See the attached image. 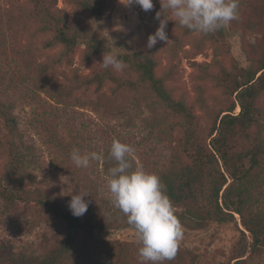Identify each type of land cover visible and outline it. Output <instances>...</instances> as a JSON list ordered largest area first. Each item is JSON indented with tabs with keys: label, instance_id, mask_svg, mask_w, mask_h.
<instances>
[{
	"label": "rangeland",
	"instance_id": "1",
	"mask_svg": "<svg viewBox=\"0 0 264 264\" xmlns=\"http://www.w3.org/2000/svg\"><path fill=\"white\" fill-rule=\"evenodd\" d=\"M81 1L55 0L65 27L79 38L65 55L54 33L43 29L32 0H0V264H36L62 245L66 223L38 199L54 198L70 212L73 185V191L88 195L97 228L90 237L79 231L61 264H141L135 229L114 207L106 184L107 171L116 163L109 156L112 140L132 146L133 166L159 177H174L193 164L186 120L162 104L126 64L122 71L105 69L99 63L103 54L151 53L155 75L190 109L191 128L204 143L220 113L233 104L236 83L264 64V0H239L238 18L209 34L179 25L170 10L161 8L164 0H152L148 12L125 0H105L100 16L83 10ZM159 12L169 19V40L149 49L147 37L159 26ZM90 43L108 51L92 53ZM95 73L103 80L99 88L91 82ZM109 74L116 79H108ZM254 106V121L236 130L238 153L264 147V91ZM238 111L236 106L233 112ZM5 113L15 119L14 134ZM74 149L104 158L77 167L70 159ZM12 152L25 158L24 166L10 165ZM259 158L255 202L240 208L247 223L259 215L264 225V153ZM244 162L248 165V159ZM208 186L203 179L195 200L172 201L184 237L175 258L163 264H264V232L261 245L253 248L239 213L232 212L234 220L224 223L212 218L204 199ZM242 250L245 255L237 257Z\"/></svg>",
	"mask_w": 264,
	"mask_h": 264
},
{
	"label": "trees",
	"instance_id": "2",
	"mask_svg": "<svg viewBox=\"0 0 264 264\" xmlns=\"http://www.w3.org/2000/svg\"><path fill=\"white\" fill-rule=\"evenodd\" d=\"M32 1L38 8L43 29L54 33V40L62 45L63 53L67 55L77 46L78 34L70 33L65 27L64 18L60 9L56 7L55 0ZM104 3L105 0H82L80 6L89 14L100 16ZM88 49L92 53L108 51L96 43L88 44ZM118 57L138 74L139 80L149 86L162 104L186 120L185 141L188 149L192 151L193 164L185 166L179 174H174V177L169 173L160 176L161 181L166 185L167 195L171 201L181 203L195 200L197 198L196 186L203 179H207L209 186L204 199L208 205V214L222 223L234 220L232 212H237L242 217L240 208L242 204L247 201L255 202L252 200V191L260 165L259 155L264 153V147L257 146L255 149L238 153L233 148L234 139L237 129L250 126L255 119L254 101L264 91V64L256 70L247 71L242 80L236 83L232 90L233 104L229 109L220 113L204 143L191 128L194 116L190 109L183 102L174 99L164 87L161 79L155 75L156 61L153 55L148 52L135 51L118 54ZM107 78L116 79L111 74ZM91 82L96 83L97 88L101 87L103 83L101 74L95 73ZM236 106H239L237 113L233 112ZM3 116L8 131L14 134L15 119L8 113ZM14 154H12L10 165L12 167L19 166V164L24 166L25 158ZM247 159L248 165L244 162ZM234 191L235 196H232ZM199 192L203 193L201 190ZM8 193L13 194L12 191ZM6 197L11 199L13 196ZM38 202L66 223L68 233L57 250L50 252L36 264H61L65 254L74 245L79 231L88 237L93 235L97 228L93 210L89 208L82 217H74L54 198L41 196ZM242 224L252 235V247L261 245L264 225L260 216L255 215L249 223L242 217ZM245 253L246 250H242L237 257H243Z\"/></svg>",
	"mask_w": 264,
	"mask_h": 264
},
{
	"label": "clouds",
	"instance_id": "3",
	"mask_svg": "<svg viewBox=\"0 0 264 264\" xmlns=\"http://www.w3.org/2000/svg\"><path fill=\"white\" fill-rule=\"evenodd\" d=\"M127 5H139L148 12L152 10V0H125ZM239 0H164L161 8L171 11L172 16L182 27L193 32L209 34L219 31L238 18ZM156 14L159 26L147 37V48L158 42L169 40L165 31L169 19ZM105 69L109 67L122 71L125 63L118 54H103L99 62ZM134 148L118 139H113L109 156L116 162L106 174L107 188L114 207L126 217L127 223L135 229L141 264H163L175 258L180 242L184 237L183 226L175 215V206L167 195L166 185L161 178L142 165L133 166L131 156ZM104 157L98 152L81 153L74 149L71 161L87 168L91 160L101 161ZM68 193L71 199L69 210L74 217H82L88 210V196L79 189Z\"/></svg>",
	"mask_w": 264,
	"mask_h": 264
},
{
	"label": "water",
	"instance_id": "4",
	"mask_svg": "<svg viewBox=\"0 0 264 264\" xmlns=\"http://www.w3.org/2000/svg\"><path fill=\"white\" fill-rule=\"evenodd\" d=\"M239 107V106H238Z\"/></svg>",
	"mask_w": 264,
	"mask_h": 264
}]
</instances>
